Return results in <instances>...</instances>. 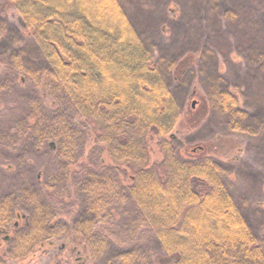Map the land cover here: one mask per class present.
I'll list each match as a JSON object with an SVG mask.
<instances>
[{"label":"trees","instance_id":"trees-1","mask_svg":"<svg viewBox=\"0 0 264 264\" xmlns=\"http://www.w3.org/2000/svg\"><path fill=\"white\" fill-rule=\"evenodd\" d=\"M8 1L46 67L27 68L30 50L0 56V102L16 84L32 85L29 111L0 141L14 149L25 141L39 149L52 143L60 166L43 189L30 186L19 197L0 198V230L10 234L4 256L24 260L73 233L94 260L103 259L117 238L131 245L106 264H154L145 241L149 233L175 264H264V238L226 184L225 164L209 155L180 157L174 131L181 105L123 0ZM256 1L261 11L262 1ZM208 3L218 8L216 0ZM236 4L224 12L228 24L255 20L256 12ZM260 44L264 47V36ZM262 47L249 43L237 49L245 74L259 83ZM216 77L210 96L227 129L259 131L262 119L244 109L241 100H255L260 93ZM45 97L55 110L46 107ZM91 142L106 153L110 166L99 163L93 150L82 159ZM152 145L160 161H153ZM129 202L138 214L132 229L119 232L115 209ZM78 204L81 213L71 223L59 220ZM18 213L27 219L17 228ZM0 264L7 260L0 257Z\"/></svg>","mask_w":264,"mask_h":264},{"label":"rangeland","instance_id":"rangeland-1","mask_svg":"<svg viewBox=\"0 0 264 264\" xmlns=\"http://www.w3.org/2000/svg\"><path fill=\"white\" fill-rule=\"evenodd\" d=\"M216 1L219 5L215 10L208 0H123V4L136 28L155 49V60L164 68L168 85L181 105L182 116L174 131V143L178 146L180 157L186 160L209 155L224 163L227 168L226 184L243 205V214L250 226L264 238V77L260 75L262 79L259 83V78L253 81V77L245 74L244 60L237 53L239 47L249 43L262 47L264 0H258L262 1L259 6L261 11L256 8V0ZM234 4L241 5L248 13L256 12L252 14L255 20L251 21L249 17L244 25L237 22L228 24L224 12ZM35 48L12 3L0 0V56H4V51L9 56L14 50H30L27 54H31L32 58H25L24 62L30 71L38 72L46 64L38 58ZM250 70L255 73V68ZM216 75L232 81L234 87L240 84L246 90L245 87L250 85L260 93L258 100H241L244 109L253 117L262 119L259 131L245 133L227 129L226 121L213 109L210 96ZM248 80L252 83H247ZM31 86L30 81L16 84L0 102V138L9 133L14 123L29 111ZM36 93L38 95V91ZM44 102L46 107L55 110L50 98L45 97ZM3 145L0 141V198L10 193L19 197L30 186L43 189L59 170L57 149L51 146L52 143L40 149L27 141L15 149ZM86 148L84 161L93 150L99 163L102 161L107 166L111 165L102 148L97 150L92 142ZM152 148L153 161H160L162 156L156 145ZM129 182L130 179L125 181L126 184ZM81 208L82 205L78 204L71 215L61 214L59 220L71 223L81 213ZM136 209L133 202L116 207L117 231L132 229L138 214ZM148 235L146 247L147 251L151 248L153 252L154 264H175L174 259L162 250L160 242L152 234ZM3 238L0 236V257L5 258L7 264H106L117 251L131 245L127 240L121 243L115 238L103 259L94 260L79 244L80 236L72 233L68 240L58 242L55 247L46 246L35 256L11 261L4 256L7 248Z\"/></svg>","mask_w":264,"mask_h":264},{"label":"flooded vegetation","instance_id":"flooded-vegetation-1","mask_svg":"<svg viewBox=\"0 0 264 264\" xmlns=\"http://www.w3.org/2000/svg\"><path fill=\"white\" fill-rule=\"evenodd\" d=\"M16 215H17L18 221L15 222L14 226H16L18 228L19 224L27 219V216L24 215V214L23 215H19V213L16 214ZM0 236L4 237L3 239H4L5 244L7 243L6 241H8L10 239V234H9V232L7 233L6 231L0 230Z\"/></svg>","mask_w":264,"mask_h":264},{"label":"water","instance_id":"water-1","mask_svg":"<svg viewBox=\"0 0 264 264\" xmlns=\"http://www.w3.org/2000/svg\"><path fill=\"white\" fill-rule=\"evenodd\" d=\"M195 104H196V103L194 102V104H193V108L195 107Z\"/></svg>","mask_w":264,"mask_h":264}]
</instances>
